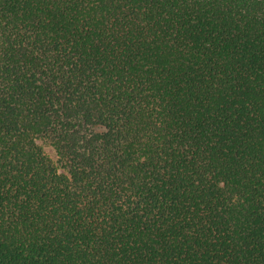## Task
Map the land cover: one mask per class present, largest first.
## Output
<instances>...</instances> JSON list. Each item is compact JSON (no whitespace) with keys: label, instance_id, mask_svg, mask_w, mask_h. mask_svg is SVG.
Wrapping results in <instances>:
<instances>
[{"label":"trees","instance_id":"obj_1","mask_svg":"<svg viewBox=\"0 0 264 264\" xmlns=\"http://www.w3.org/2000/svg\"><path fill=\"white\" fill-rule=\"evenodd\" d=\"M0 264H264V0H0Z\"/></svg>","mask_w":264,"mask_h":264},{"label":"rangeland","instance_id":"obj_2","mask_svg":"<svg viewBox=\"0 0 264 264\" xmlns=\"http://www.w3.org/2000/svg\"><path fill=\"white\" fill-rule=\"evenodd\" d=\"M42 147H43V150L44 152L53 159V161L57 163V155H56V151L55 149L48 143L46 142H42Z\"/></svg>","mask_w":264,"mask_h":264}]
</instances>
